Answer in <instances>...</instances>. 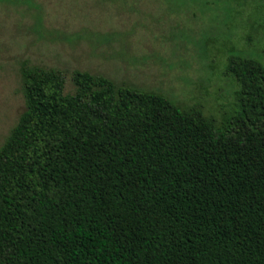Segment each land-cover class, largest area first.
Returning <instances> with one entry per match:
<instances>
[{
  "label": "trees",
  "instance_id": "16d2710c",
  "mask_svg": "<svg viewBox=\"0 0 264 264\" xmlns=\"http://www.w3.org/2000/svg\"><path fill=\"white\" fill-rule=\"evenodd\" d=\"M226 57L223 121L88 70L69 93L60 70L22 64L0 264H264V60Z\"/></svg>",
  "mask_w": 264,
  "mask_h": 264
},
{
  "label": "rangeland",
  "instance_id": "374dc122",
  "mask_svg": "<svg viewBox=\"0 0 264 264\" xmlns=\"http://www.w3.org/2000/svg\"><path fill=\"white\" fill-rule=\"evenodd\" d=\"M263 0H0V146L26 109L22 64L75 70L200 104L237 107L227 53L264 60Z\"/></svg>",
  "mask_w": 264,
  "mask_h": 264
}]
</instances>
